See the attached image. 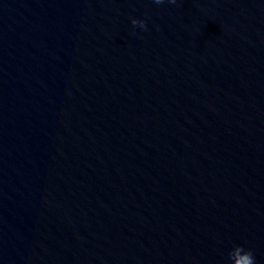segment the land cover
Wrapping results in <instances>:
<instances>
[{
    "label": "water",
    "instance_id": "water-1",
    "mask_svg": "<svg viewBox=\"0 0 264 264\" xmlns=\"http://www.w3.org/2000/svg\"><path fill=\"white\" fill-rule=\"evenodd\" d=\"M246 250L264 264V0H0V264Z\"/></svg>",
    "mask_w": 264,
    "mask_h": 264
},
{
    "label": "clouds",
    "instance_id": "clouds-1",
    "mask_svg": "<svg viewBox=\"0 0 264 264\" xmlns=\"http://www.w3.org/2000/svg\"><path fill=\"white\" fill-rule=\"evenodd\" d=\"M162 2V0H154V3L156 4H160ZM174 2V0H169V3H172ZM131 24L134 26V27H139L141 29L144 28V21L143 20H136V19H133L131 20ZM235 247H238V248H242V246H235ZM231 252V249L229 251V253ZM246 255L248 257V264H254V260H253V256H252V253L250 250H246ZM231 264H234V260L231 261Z\"/></svg>",
    "mask_w": 264,
    "mask_h": 264
}]
</instances>
